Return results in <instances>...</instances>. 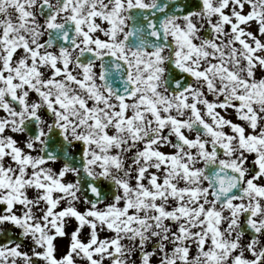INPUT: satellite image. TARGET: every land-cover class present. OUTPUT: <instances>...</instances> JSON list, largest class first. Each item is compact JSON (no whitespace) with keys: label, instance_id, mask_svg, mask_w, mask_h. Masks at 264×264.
Returning <instances> with one entry per match:
<instances>
[{"label":"snow or ice","instance_id":"1","mask_svg":"<svg viewBox=\"0 0 264 264\" xmlns=\"http://www.w3.org/2000/svg\"><path fill=\"white\" fill-rule=\"evenodd\" d=\"M0 264H264V0H0Z\"/></svg>","mask_w":264,"mask_h":264}]
</instances>
